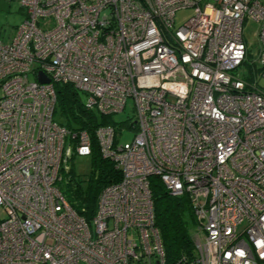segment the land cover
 Segmentation results:
<instances>
[{
  "label": "built area",
  "instance_id": "obj_1",
  "mask_svg": "<svg viewBox=\"0 0 264 264\" xmlns=\"http://www.w3.org/2000/svg\"><path fill=\"white\" fill-rule=\"evenodd\" d=\"M19 3L24 18L0 41V264H166L151 177L188 196L196 216L195 255L176 264H264V3ZM187 7L196 14L172 29ZM247 19L260 24L249 67ZM55 84L100 115L132 100L123 127L94 129L121 177L90 219L59 188L68 162L92 147L88 131L54 120ZM124 129L133 137L119 143Z\"/></svg>",
  "mask_w": 264,
  "mask_h": 264
},
{
  "label": "trees",
  "instance_id": "obj_2",
  "mask_svg": "<svg viewBox=\"0 0 264 264\" xmlns=\"http://www.w3.org/2000/svg\"><path fill=\"white\" fill-rule=\"evenodd\" d=\"M247 48L245 63H248L250 51ZM249 78H251V71ZM56 104L54 120L75 131L85 129L91 137L92 170L89 177L84 180L70 175L59 188L69 205L86 219H90L97 207V199L102 189L121 177L112 161L103 158L99 152L94 129L100 125H112L117 129L125 125V121L114 124L110 122L109 115H100L85 108L82 92L67 84H55ZM82 93V94H81ZM150 189L153 201L154 224L159 232L160 240L165 252L166 264H176L185 258L189 262L195 255L194 232L197 220L191 207L188 196H172L163 187L158 177L150 178Z\"/></svg>",
  "mask_w": 264,
  "mask_h": 264
},
{
  "label": "rangeland",
  "instance_id": "obj_3",
  "mask_svg": "<svg viewBox=\"0 0 264 264\" xmlns=\"http://www.w3.org/2000/svg\"><path fill=\"white\" fill-rule=\"evenodd\" d=\"M264 3V0H260ZM20 0H0V41L7 43L12 40L16 33V26L22 21L24 15V9L20 7ZM197 12L194 7H187L178 9L175 12L174 24L172 29L180 27L187 19L195 15ZM260 24L254 20L247 19L243 23V37L246 44L249 46V59L255 58L258 55L260 49V43L258 40V30ZM82 94V93H81ZM1 95V91H0ZM83 99L85 95L82 94ZM134 116L132 100L128 99L123 111L113 113L109 116V121L118 124L128 118ZM133 129H124L119 137V143H125L130 141L133 137ZM68 166L70 171L64 173V178H68L70 175L78 178L79 180H86L92 170L91 158L89 156H75L69 162ZM2 215L0 210V216ZM80 264H85L80 262Z\"/></svg>",
  "mask_w": 264,
  "mask_h": 264
},
{
  "label": "water",
  "instance_id": "obj_4",
  "mask_svg": "<svg viewBox=\"0 0 264 264\" xmlns=\"http://www.w3.org/2000/svg\"><path fill=\"white\" fill-rule=\"evenodd\" d=\"M37 80L41 83L49 82V79L42 72L37 73Z\"/></svg>",
  "mask_w": 264,
  "mask_h": 264
},
{
  "label": "crops",
  "instance_id": "obj_5",
  "mask_svg": "<svg viewBox=\"0 0 264 264\" xmlns=\"http://www.w3.org/2000/svg\"><path fill=\"white\" fill-rule=\"evenodd\" d=\"M23 18H24V15H23Z\"/></svg>",
  "mask_w": 264,
  "mask_h": 264
}]
</instances>
